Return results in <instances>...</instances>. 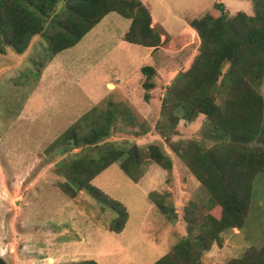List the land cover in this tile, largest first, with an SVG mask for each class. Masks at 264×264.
Instances as JSON below:
<instances>
[{
	"label": "rangeland",
	"instance_id": "1",
	"mask_svg": "<svg viewBox=\"0 0 264 264\" xmlns=\"http://www.w3.org/2000/svg\"><path fill=\"white\" fill-rule=\"evenodd\" d=\"M142 2L151 12L153 25L162 31V40L166 38L159 49L126 41L123 37L131 19L110 12L77 46L57 55L69 72L59 67L58 82L52 83L53 91L47 96L35 90L41 68L37 63H47L44 34L31 40L24 55L11 49L0 54V255L7 264H87L85 260L153 264L187 237L193 227L190 219L198 220L210 212L220 214L218 206L211 208L209 191L180 155L188 149V141L203 139L205 115L199 114L191 122L181 119L170 131L168 119L161 113L162 100L168 85L190 67L198 52L200 37L190 21L206 13L220 15L218 2L231 15L239 11L254 14L253 0ZM64 5V1L59 2L57 10ZM67 55L75 58H65ZM146 65L157 70L149 98L145 97L146 75L141 70ZM110 82L115 84L113 89ZM86 94L114 116V127L119 130L109 138L114 147L129 148L134 143L140 147L143 172L139 180H132L120 168V161L92 180L94 186L126 207L128 219L121 232L108 229L116 218L110 207L86 190L74 197L64 191L65 178L57 173L64 158L51 162L46 152L49 143L63 132L47 127L67 126L87 105L83 99ZM46 97L56 105H47ZM150 144L160 145L170 155L171 169L148 159L146 148ZM158 203L167 207V214ZM262 246L264 172L254 178L245 225L222 232L219 241L203 254L201 264H229ZM252 257L238 263L263 264Z\"/></svg>",
	"mask_w": 264,
	"mask_h": 264
},
{
	"label": "trees",
	"instance_id": "2",
	"mask_svg": "<svg viewBox=\"0 0 264 264\" xmlns=\"http://www.w3.org/2000/svg\"><path fill=\"white\" fill-rule=\"evenodd\" d=\"M63 1L65 5L58 11L57 6ZM253 3L254 14L239 11L231 15L218 2L220 15L206 13L190 21L200 37L198 52L190 67L168 85L161 113L168 119L170 131L181 119L191 122L199 114L205 115L203 139L188 141V149L180 155L209 191L211 208L218 206L220 214L210 212L198 220L190 219L193 227L187 237L153 264H201L203 254L219 241L222 232L241 229L246 223L254 178L264 172V0ZM113 11L131 19L124 35L126 41L154 50L166 41L162 40V31L153 25L151 12L142 0H0V54L8 48L24 54L31 40L44 34L48 42L45 55L52 58L77 45ZM141 70L146 75L145 97L149 98L157 70L152 65ZM106 115L105 123L86 134L77 130L78 122L51 142L46 152L51 155V162L64 158L62 167L57 168V173L65 178L64 191L74 197L86 190L110 207L116 218L108 229L121 232L128 219L126 207L94 186L92 180L119 161L120 168L134 181L139 180L143 170L137 144L117 149L105 141L115 122L110 111ZM130 132L139 137L136 131ZM75 148L79 150L75 152ZM146 151L148 159L165 169L172 168L170 155L160 145L150 144ZM152 197L156 198L155 193ZM158 206L162 213H168L163 203ZM252 250L229 264L243 263L251 256L264 264V246ZM0 264H7L1 255Z\"/></svg>",
	"mask_w": 264,
	"mask_h": 264
},
{
	"label": "crops",
	"instance_id": "3",
	"mask_svg": "<svg viewBox=\"0 0 264 264\" xmlns=\"http://www.w3.org/2000/svg\"><path fill=\"white\" fill-rule=\"evenodd\" d=\"M75 46H77V45H75ZM75 46H73V47H75ZM73 47H70V48H73ZM151 48L154 50L153 47H151ZM9 49L10 48H8L6 50V52ZM67 49H69V48H67ZM67 49H65V50H67ZM62 51H64V50H62ZM28 52L29 51L27 50L24 54H26ZM59 53L54 55L52 58H49V57L46 58L45 61L47 63L44 62L42 65H40V63H37L38 64V68L39 67H41V68H39L38 76H36V78H38L37 81H36V83H37V87L35 89L36 92H40L39 90H41V91L44 92L45 96H47V94H49V92L53 91V87L54 86L52 85V83L58 82L57 72H58V69H59L60 66H63V68L65 69L66 73L69 72V67H67L66 64L62 60H60L58 58L57 55ZM24 54H20V55H24ZM68 57H71L73 59L75 58L74 55H67L65 58H68ZM43 59H44V57H43ZM39 62H41V61H39ZM108 86H109L110 89H113L115 87V84L110 82V83H108ZM83 99L87 100V105H85L81 111H79L77 114H75V116H73L70 119V123L67 126H60V127H56V128H54V126H48L47 130H49V131L51 130L52 131L53 129H56V130L60 129L59 131H63L64 132L67 129H69L70 127H72V126L78 124V122H80L79 126H77V130L82 131V130H87V129L90 130V129H93V128H99L100 124L105 123L104 122V118H105V114L106 113H105V110H103V108H105V107H102L103 104L97 105L98 103L97 104L94 103V102L92 103L91 98L87 94L84 95ZM118 100H121V99L119 98ZM46 102H47V105L48 104L56 105L55 101L53 99L49 98V97H46ZM108 104H110L109 105V107H110V106H112L113 102L111 101ZM63 121L60 122V123H63ZM114 125H115V122L109 127L110 135L107 138H105V141H109L110 142L109 138L115 137L114 136L115 135V131H119L117 127H114ZM63 132H60L59 134H57L56 137L54 138V140L58 136H60V134L63 133ZM54 140H52L51 142H53ZM51 142L49 143V145L51 144ZM78 150H79L78 148H75V152H77Z\"/></svg>",
	"mask_w": 264,
	"mask_h": 264
}]
</instances>
